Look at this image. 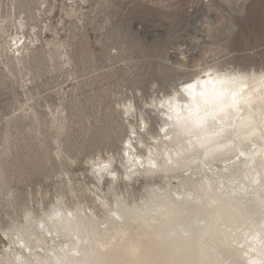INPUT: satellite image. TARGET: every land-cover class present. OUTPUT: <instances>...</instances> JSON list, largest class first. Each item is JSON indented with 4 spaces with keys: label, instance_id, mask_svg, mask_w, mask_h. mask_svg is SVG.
<instances>
[{
    "label": "rangeland",
    "instance_id": "374dc122",
    "mask_svg": "<svg viewBox=\"0 0 264 264\" xmlns=\"http://www.w3.org/2000/svg\"><path fill=\"white\" fill-rule=\"evenodd\" d=\"M24 17L18 32L35 46L15 66L1 47ZM0 21V252L24 208L41 216L60 195L91 206L86 188L96 184L139 204L147 186L167 181L98 184L90 160L118 159L127 122L159 131L151 101L202 66L264 67V0H0Z\"/></svg>",
    "mask_w": 264,
    "mask_h": 264
},
{
    "label": "bare ground",
    "instance_id": "6f19581e",
    "mask_svg": "<svg viewBox=\"0 0 264 264\" xmlns=\"http://www.w3.org/2000/svg\"><path fill=\"white\" fill-rule=\"evenodd\" d=\"M17 20L12 44L1 47L15 66L35 46L18 32L25 17ZM225 65L202 66L151 101L159 131L143 118V131L127 122L118 159L107 151L90 158L98 184L105 175L126 183L145 176L163 186H147L139 204L93 184L91 206L60 195L41 216L24 208L0 264H264V67Z\"/></svg>",
    "mask_w": 264,
    "mask_h": 264
}]
</instances>
